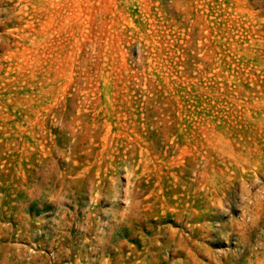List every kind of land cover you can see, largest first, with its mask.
Masks as SVG:
<instances>
[{"label":"rangeland","instance_id":"obj_1","mask_svg":"<svg viewBox=\"0 0 264 264\" xmlns=\"http://www.w3.org/2000/svg\"><path fill=\"white\" fill-rule=\"evenodd\" d=\"M0 264H264V0H0Z\"/></svg>","mask_w":264,"mask_h":264}]
</instances>
